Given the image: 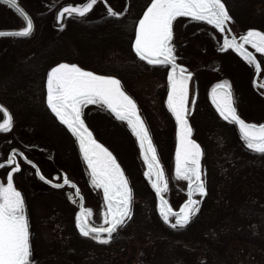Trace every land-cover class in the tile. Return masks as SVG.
Instances as JSON below:
<instances>
[{
  "label": "trees",
  "instance_id": "1",
  "mask_svg": "<svg viewBox=\"0 0 264 264\" xmlns=\"http://www.w3.org/2000/svg\"><path fill=\"white\" fill-rule=\"evenodd\" d=\"M224 2L234 20L246 21L250 28L264 31V0ZM141 15L129 11L119 17L108 14L94 21H70L54 40L34 48L25 61L2 67L5 73L0 76V102L15 117L20 114L28 119L36 114L38 101L44 113L52 114L46 99L47 73L54 65L68 62L118 77L147 115L144 104L129 92V84L121 75L124 72L135 78L142 72L140 57L132 47ZM70 41L76 46L79 43L78 49L92 50L88 61L78 55L80 61L76 62L70 56ZM113 48L126 53L128 61L124 66L107 63L106 54ZM94 119L90 120L92 129L109 147L120 151L122 146L131 145L129 129L106 110L99 108ZM231 124L223 118L213 121V128H209L208 136L202 140L207 192L188 225L174 229L165 223L151 187L138 168L129 167L133 199L132 215L127 223L108 243L78 234L67 223L64 234L55 241L48 262L264 264V154L249 149L239 133L232 132ZM166 135L172 143L173 129ZM155 140L162 153L160 140Z\"/></svg>",
  "mask_w": 264,
  "mask_h": 264
},
{
  "label": "snow or ice",
  "instance_id": "2",
  "mask_svg": "<svg viewBox=\"0 0 264 264\" xmlns=\"http://www.w3.org/2000/svg\"><path fill=\"white\" fill-rule=\"evenodd\" d=\"M4 2L19 13L24 20V26L6 32L0 31V36L31 35L32 17L17 0ZM96 3L97 0H86L80 4H67L59 10L57 20H62L65 14L83 17ZM107 13L114 17L123 15L111 6L107 8ZM182 16L206 21L221 33L231 31L228 24L233 20L224 0H150L135 28L132 47L136 55L150 65L167 66V107L176 123L175 172L177 177L188 182L187 199L178 211L173 210L163 195L168 182L156 146L136 100L124 89L122 82L115 76L100 75L75 63L56 64L47 73V105L76 138L89 169L92 185L103 190L105 205L102 212L103 223L94 224L90 219L91 208L81 207L80 212L76 214V227L85 237H91L101 243L110 242L113 233L131 218L133 199V190L117 157L94 136L86 124L83 113L86 105H99L110 110L118 120L126 122L147 164L144 175L151 182L159 198V213L165 223L174 229L184 228L199 211L200 200L195 196L198 193L203 197L207 189L202 178L201 146L192 138V127L188 119L190 104L195 102L189 99L193 73L183 64L177 63L173 43V21ZM60 27L64 25L61 24ZM245 45H251L256 53L264 55V31L248 28L239 37L229 38L226 35L223 39V49H234L259 71L261 67L259 60ZM211 97L220 116L238 126L241 139L246 146L264 154V123L247 122L238 114L230 83L228 81L218 83L212 89ZM0 110L5 116L0 122V131L7 132L12 128V117L4 105L0 104ZM15 155L16 150L13 149L12 154L4 161L6 165L13 167L6 174L7 182H0V264H34L25 198L14 184L13 173L21 167L15 162ZM28 163L33 162L29 160ZM35 174L57 188L71 185L76 188L75 197L81 196L79 188L67 175L63 178V184H60L54 183L38 167Z\"/></svg>",
  "mask_w": 264,
  "mask_h": 264
},
{
  "label": "rangeland",
  "instance_id": "3",
  "mask_svg": "<svg viewBox=\"0 0 264 264\" xmlns=\"http://www.w3.org/2000/svg\"><path fill=\"white\" fill-rule=\"evenodd\" d=\"M20 1L35 16L37 21L35 30L28 37L0 38V76L5 73L2 69L3 66L22 63L40 43L52 41L59 35L63 27H55L51 23V18L55 16L61 5L68 2L80 3L85 0H57L58 8L54 10L40 4L38 0ZM107 3L118 12L134 11L136 16H140L150 0H107ZM40 14L44 16L47 14V16L43 18ZM106 15H108L107 8L100 1L85 16L72 15L66 17L65 21L86 22ZM248 24L246 21L233 19L230 22V27L236 36H241L243 32L250 28ZM23 25V20L14 10L0 3V29L21 27ZM173 32L177 61L193 73L189 99L195 102L190 104L188 117L194 128L195 138L202 144V140L208 136L209 128H213V121H221L223 118L211 101L212 89L222 81H228L231 84L234 102L240 115L249 122L264 123V91L254 84L257 73L255 65L249 64L234 49H223V44L219 41L222 38L220 33L206 21H197L183 16L177 17L173 22ZM215 34L219 37L216 45L212 41V36ZM69 45L71 46L69 53L72 54L70 56H73L76 62L80 61L78 55L84 56L85 61H88V57L92 56V50L78 49L79 43L76 46L70 41ZM125 54L119 49L113 48L106 54L107 63L114 65V67L124 66L128 61ZM139 62L142 68L139 76L131 78L129 75L126 76L127 74L124 72H121V75L125 76L124 78L129 84V92L146 108L147 115L144 110L141 109V111L150 135L157 146L159 160L168 182L167 190L163 195L172 208L178 210L187 198L188 182L177 177L175 172V123L166 101L168 90L167 66H153L141 58H139ZM89 63L92 64L90 61ZM83 66L88 65L83 64ZM46 69L47 67L45 71ZM258 79L259 83L264 85V69L262 68ZM0 82H2L1 79ZM39 105L38 101V106L36 105L38 107L37 112L29 119L22 118L20 114L15 117L12 133L21 132L23 131L21 128H23L26 130V135L31 137L32 140H41L46 150H29L30 155L40 164L47 175L60 171L76 180L78 179L82 192L87 199V207L92 209L91 220L95 224L103 223L102 212L105 207L103 192L92 185L89 169L78 152L76 139L67 132L65 125L55 115L50 112L48 114L44 113ZM99 108L102 107L99 105H86L84 107L83 113L86 123H90V120L95 118L96 111ZM102 109L105 110V108ZM2 119L3 116L0 112V120ZM171 128L173 129L174 140L169 143L166 134H169ZM231 129L234 134L238 135L239 132L233 123ZM129 132L131 134V145L122 146L120 151L112 150L125 170H128L129 167L139 169L156 199L155 189L152 188L151 182L144 175L147 164L140 153L139 144L130 129ZM0 139L4 140L1 146V158L7 155L8 147L13 146L15 141L11 144V139H6L4 135L0 136ZM155 139L160 140L162 153ZM243 143L245 144L244 141ZM25 169L28 174L15 175V183L18 187L24 186L26 193L27 212L30 213V220H32L31 238L34 234L38 247L37 250H34L36 261H42V264H50L48 257L56 246L55 241L64 234V227L68 221L70 225L75 222L77 206L68 199L67 194L62 190L54 191L45 188L43 185L41 186L33 178L31 170L27 167ZM7 172L6 169L0 170V182H7ZM203 173V179L206 181L204 165ZM196 197L202 204L205 196L201 197L197 193ZM156 201L159 207L158 200ZM35 255L33 254L32 258Z\"/></svg>",
  "mask_w": 264,
  "mask_h": 264
},
{
  "label": "flooded vegetation",
  "instance_id": "4",
  "mask_svg": "<svg viewBox=\"0 0 264 264\" xmlns=\"http://www.w3.org/2000/svg\"><path fill=\"white\" fill-rule=\"evenodd\" d=\"M39 1V3L40 4H42V5H45V6H47V7H50V8H52V10H54V9H56V8H58V1L57 0H38ZM102 2L105 6H106V8H108V3H105V0H98V2ZM84 2H86V0L84 1ZM84 2H80V3H84ZM97 2V3H98ZM56 3V4H55ZM80 3H76V2H68V3H65V4H63V5H61L59 8H58V10H57V12H56V14H55V16H53L52 18H51V23L55 26V27H60V25L61 24H63L64 25V27H63V29L62 30H65L66 28H67V26H68V24H69V22L70 21H68V22H66L65 21V18L66 17H70L69 15H67V14H65L64 15V18L62 19V20H57V14H58V12H59V10L62 8V7H64L65 5H67V4H80ZM96 3V4H97ZM36 4V3H35ZM94 8V7H93ZM27 9V8H26ZM93 10V9H92ZM91 10V11H92ZM91 11H89V12H91ZM30 14H31V12H30ZM88 14V13H87ZM32 15V14H31ZM43 18H45L46 16H47V14H46V16H44L43 14H40ZM86 15V14H85ZM77 16H79V15H77ZM81 17V16H80ZM32 18H33V22H34V30H35V23L37 22L35 19V16H33L32 15ZM100 18H102V17H100ZM94 20H97V19H93V20H91V21H94ZM72 21V20H71ZM75 21H77V20H75ZM78 22H80V21H78ZM210 25V24H209ZM210 26H212V27H214L213 25H210ZM215 28V27H214ZM228 28H230L231 29V27H230V22H229V24H228ZM216 29V28H215ZM219 33H220V35H221V40H219V37H218V35H214V36H212V41L214 42V44L216 45V43H217V41L219 40V41H221L222 42V44H223V39H224V37L227 35L229 38H230V36H231V33H230V31H228V30H226L224 33H221L218 29H216ZM34 32V31H33ZM245 47H247L248 49H250V50H252L253 51V53L255 54V56L257 57V59L259 60V62H260V65H261V68L262 69H264V64H263V59H264V55H262V54H259V53H256V51H255V49H253L252 47H251V45H246ZM161 66H163V65H161ZM231 85V84H230ZM263 85V84H262ZM260 89H262L261 87H260ZM263 91H264V89H262ZM212 93V92H211ZM211 101H212V97H211ZM214 105V104H213ZM215 107V106H214ZM3 116V115H2ZM14 119H15V116H14V114H13V123H12V128L9 130V131H7V132H5V131H0V136H2V135H4V136H6V139H8V140H10L11 141V144H12V142L13 141H15V144L13 145V146H10V147H8V152H7V155L6 156H3V157H1L0 158V170H2V169H6V170H8V171H11V169H12V167H13V165H6L5 163H4V161L5 160H7V158L12 154V151H13V149H15L16 150V155H15V157H14V159H15V162L16 163H19L20 165H21V167H20V169L17 171V172H15V173H13V178H14V176L15 175H18V174H20V173H23V175H25L26 173L28 174V171L25 169V167H27V168H29L30 170H31V173L33 174V178L39 183V184H41V186L43 185L45 188H48L49 190L50 189H52V190H54V191H60V190H62V192H65L66 194H67V197H68V199L70 200V201H72L73 203H75L76 204V206H77V213L79 212V208H80V198L79 197H75V193H76V190H75V187H72L71 185H64L63 187H61V188H57V187H54L53 185H49V184H47L46 183V181H43V180H41L40 179V177H38V175H36L35 174V172H36V169L32 166V165H30L28 162H26V160H25V158L24 157H27V159H29V160H31V161H33L37 166H38V168H39V170L45 175V176H47L49 179H52L53 181H54V183H60V184H63V178H64V176L65 175H67V177L70 179V180H72V181H74V183H75V185L79 188V190H80V192L83 194V196H84V198H85V203H87V199H86V196H85V194L82 192V188H81V185H80V182H79V180L77 179H74L72 176H69L68 174H63L62 172H60V171H57V172H53L51 175H47L44 171H43V169L41 168V166H40V164L33 158V156H31L30 155V151L29 150H35V151H40V149H42V150H46L45 148H44V145L42 144V142H41V140H32V138L31 137H29V136H27L26 134L27 133H25L26 132V130L25 129H23V128H21L23 131H21V132H14V133H12V130H13V125H14ZM27 119V118H26ZM29 119V118H28ZM0 121H2V120H0ZM3 142H4V140L2 141L1 139H0V153H1V146L3 145ZM20 153H23L24 155H20ZM30 172H29V175L31 174ZM55 177H57V179H55ZM14 184H15V186L22 192V194L24 195V198H25V211H26V215H27V217H28V222H29V231H30V242H31V245H32V250H33V254L35 255V252H34V250H37L38 249V247H37V241L35 240L36 238H35V235L33 234V236H32V238H31V231H32V226H31V222H32V220H30V213L29 212H27V209H28V204H27V197H26V193H25V190H24V186H17L16 185V183H15V179H14ZM19 185V184H18ZM101 191H103L102 189H100ZM70 197H75V199H70ZM86 206H87V204H86ZM88 208V207H87ZM68 223H69V221H68ZM95 224V223H94ZM71 226H72V228L74 229V231L76 232V233H78V234H80V232H79V229L76 227V223L74 222L73 224L71 223ZM91 238V237H90ZM32 260L34 261V264H42V261H36V255L35 256H33V258H32Z\"/></svg>",
  "mask_w": 264,
  "mask_h": 264
},
{
  "label": "water",
  "instance_id": "5",
  "mask_svg": "<svg viewBox=\"0 0 264 264\" xmlns=\"http://www.w3.org/2000/svg\"><path fill=\"white\" fill-rule=\"evenodd\" d=\"M0 2H2V3H5L4 2V0H0ZM97 2H98V0H97ZM17 3H19V1L17 0ZM6 4V3H5ZM20 4V3H19ZM6 5H8V4H6ZM9 6V5H8ZM20 6L22 7V8H24L21 4H20ZM108 7H109V5H107ZM10 7V6H9ZM12 8V7H11ZM13 9V8H12ZM13 10H15V9H13ZM24 10L28 13V11L24 8ZM16 11V10H15ZM91 11V10H90ZM17 12V11H16ZM18 13V12H17ZM19 14V13H18ZM29 14V13H28ZM30 15V14H29ZM31 16V15H30ZM23 19V18H22ZM33 20V19H32ZM24 21V20H23ZM13 29H18V28H13ZM33 29H34V23H33ZM8 30H12V29H0V31H8ZM234 36V35H233ZM2 37H15L14 35H2V36H0V38H2ZM23 37H26V36H23ZM249 52H251L250 50H248ZM252 53V52H251ZM62 63H68V62H62ZM179 64V63H178ZM81 67V66H80ZM91 71V70H90ZM260 71H261V67H260V70L259 71H257V73H256V76H255V79H254V82H255V84L256 85H258L259 87H262L263 89H264V86L263 85H261L259 82H258V75H259V73H260ZM99 74V73H98ZM100 75H102V74H100ZM112 76H114V75H112ZM116 77V76H115ZM118 78V77H117ZM192 79V78H191ZM120 80V79H119ZM190 84H191V80H190ZM189 97H190V95H189ZM0 104H2V105H4L3 103H1L0 102ZM5 106V105H4ZM6 107V106H5ZM7 108V107H6ZM8 109V108H7ZM9 110V109H8ZM1 111V113H2V115H3V119L5 118V116H4V113H3V111L2 110H0ZM110 111V110H109ZM9 113L11 114V117H12V122H13V116H12V113L10 112V110H9ZM112 114V113H111ZM114 115V114H113ZM173 118H174V116H173ZM3 119H2V121H3ZM189 119V118H188ZM244 119V118H243ZM174 120H175V118H174ZM1 121V122H2ZM247 121V120H246ZM86 122V121H85ZM247 122H249V121H247ZM189 123H190V120H189ZM87 124V123H86ZM191 124V123H190ZM88 125V124H87ZM191 127H192V125H191ZM238 127V126H237ZM90 128V127H89ZM239 129V128H238ZM94 134V133H93ZM94 136H95V134H94ZM96 137V136H95ZM192 138L194 139V140H196L195 138H194V136H193V129H192ZM153 141V140H152ZM197 141V140H196ZM101 142V141H100ZM102 143V142H101ZM176 143H177V139H176ZM197 143L201 146V144L197 141ZM79 145V144H78ZM110 150V149H109ZM175 150H176V148H175ZM201 150H202V156H201V168H202V172H203V155H204V153H203V148H202V146H201ZM111 151V150H110ZM83 156V155H82ZM25 158V157H24ZM159 158V157H158ZM26 160V162H28L29 161V159H25ZM33 162V161H32ZM30 165H32L35 169L38 167L34 162L32 163V164H30ZM1 166V165H0ZM122 167V166H121ZM164 170V169H163ZM126 174V173H125ZM39 177V176H38ZM202 178H203V176H202ZM55 179H57V177H55ZM130 184V183H129ZM77 187V186H76ZM75 190H76V188H75ZM80 198H81V203H80V209H81V207H83V208H85L84 207V198H83V196L81 195L80 196ZM157 200H158V203H159V198L157 197ZM184 203V202H183ZM170 204V203H169ZM183 205V204H182ZM181 205V206H182ZM180 206V207H181ZM174 210V209H173ZM179 210V209H178ZM178 210H174V211H178ZM79 212H80V210H79Z\"/></svg>",
  "mask_w": 264,
  "mask_h": 264
},
{
  "label": "bare ground",
  "instance_id": "6",
  "mask_svg": "<svg viewBox=\"0 0 264 264\" xmlns=\"http://www.w3.org/2000/svg\"><path fill=\"white\" fill-rule=\"evenodd\" d=\"M34 23V22H33ZM34 30V29H33Z\"/></svg>",
  "mask_w": 264,
  "mask_h": 264
}]
</instances>
